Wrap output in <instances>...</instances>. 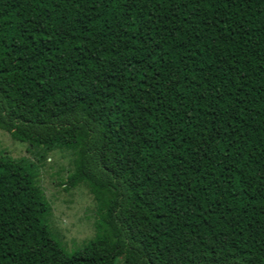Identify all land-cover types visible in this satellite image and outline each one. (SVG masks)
Segmentation results:
<instances>
[{"label":"trees","instance_id":"trees-1","mask_svg":"<svg viewBox=\"0 0 264 264\" xmlns=\"http://www.w3.org/2000/svg\"><path fill=\"white\" fill-rule=\"evenodd\" d=\"M0 264H264V0H0ZM72 156L96 233L40 183Z\"/></svg>","mask_w":264,"mask_h":264},{"label":"rangeland","instance_id":"rangeland-1","mask_svg":"<svg viewBox=\"0 0 264 264\" xmlns=\"http://www.w3.org/2000/svg\"><path fill=\"white\" fill-rule=\"evenodd\" d=\"M2 148L13 156L29 155L27 146L15 141L11 135L0 130ZM72 169V156L60 151L50 153L41 167L40 183L52 202L53 228L62 236L68 249L80 247L96 233V203L86 186L70 191L64 190L62 179H66ZM116 264H126L120 258Z\"/></svg>","mask_w":264,"mask_h":264}]
</instances>
